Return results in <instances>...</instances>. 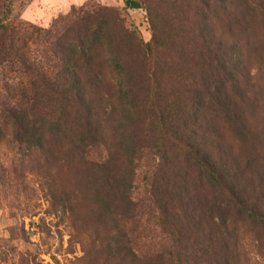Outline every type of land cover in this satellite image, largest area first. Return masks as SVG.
I'll list each match as a JSON object with an SVG mask.
<instances>
[{"label":"rangeland","instance_id":"obj_1","mask_svg":"<svg viewBox=\"0 0 264 264\" xmlns=\"http://www.w3.org/2000/svg\"><path fill=\"white\" fill-rule=\"evenodd\" d=\"M138 1L14 0L0 57V264H134L169 245L160 218L177 208L165 178L210 204L219 192L166 131L217 156L239 140L228 101L245 122L264 113V0ZM94 26L96 50L72 57ZM73 59L77 105L37 76L70 88ZM215 77L224 86L202 92ZM245 145L264 165V140Z\"/></svg>","mask_w":264,"mask_h":264},{"label":"trees","instance_id":"obj_2","mask_svg":"<svg viewBox=\"0 0 264 264\" xmlns=\"http://www.w3.org/2000/svg\"><path fill=\"white\" fill-rule=\"evenodd\" d=\"M124 3L127 9L142 8L138 0H124ZM13 6L14 0H4L3 15L0 19L1 58L6 54V41L13 31ZM86 29L76 39L79 44L76 46L80 49H67L71 50L69 52L74 58L77 57L78 50L86 56L96 50L92 39L100 34V29L98 26ZM144 48L146 58H151L154 54L152 43L145 44ZM76 62L77 60L73 59L71 67L65 69L70 80L66 81L69 86L78 80L75 78ZM37 76L43 83H47V88L50 87L53 94L65 96V93L74 91L75 96L68 100L75 105L79 104L78 97L82 94V89L78 82L75 83L77 87L74 90L73 86L70 88L58 86L59 84L49 86V76L41 69L37 71ZM218 84L224 86L216 77L203 78L200 86L204 90L202 92L208 94L216 91ZM243 96L241 93L239 97ZM228 102L231 105V111H227L228 118L239 140L228 148L225 154L220 152L214 156L203 146L192 143L189 137L183 139L177 133V135L175 132L172 133V129L166 131L180 142L186 154L194 158L210 178L212 186L219 192L217 202L214 200L210 204L207 197L196 191L197 185L193 193L188 190L180 193L181 191L171 185V180L165 178L164 193L173 208L175 205L177 208V212L173 210L171 213L165 209L160 218L169 245L150 253L135 252L134 264H264V165H258L259 159L263 158L256 147L245 145L249 140L254 144L261 142V138L264 140V132L259 130L260 121L264 123V113L245 122L244 115H237L233 111L239 110V102ZM258 102L255 100V103ZM126 233L123 228L118 230L121 246L128 249L130 244L125 242ZM253 245L256 252L252 250Z\"/></svg>","mask_w":264,"mask_h":264}]
</instances>
